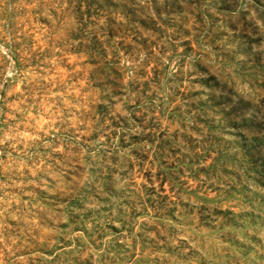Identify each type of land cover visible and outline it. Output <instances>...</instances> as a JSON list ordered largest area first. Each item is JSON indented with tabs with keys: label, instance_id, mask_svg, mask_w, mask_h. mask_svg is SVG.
I'll return each instance as SVG.
<instances>
[{
	"label": "rangeland",
	"instance_id": "1",
	"mask_svg": "<svg viewBox=\"0 0 264 264\" xmlns=\"http://www.w3.org/2000/svg\"><path fill=\"white\" fill-rule=\"evenodd\" d=\"M0 264H264V0H0Z\"/></svg>",
	"mask_w": 264,
	"mask_h": 264
}]
</instances>
